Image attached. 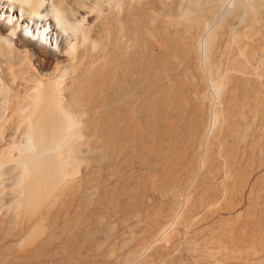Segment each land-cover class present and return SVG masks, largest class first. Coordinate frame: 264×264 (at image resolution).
<instances>
[{
	"label": "rangeland",
	"instance_id": "374dc122",
	"mask_svg": "<svg viewBox=\"0 0 264 264\" xmlns=\"http://www.w3.org/2000/svg\"><path fill=\"white\" fill-rule=\"evenodd\" d=\"M84 1L85 0H83V4L86 5V9L84 11L90 12L92 10L93 11L92 18L96 19L97 17L98 18L100 17L101 18L100 20H102L103 22L107 21L106 26L114 29L112 33L113 34L112 38H114L117 43L123 42L122 43L124 46L123 52H125L123 53V58L128 57L132 59L133 66L131 70H128L129 72L128 71L126 72L128 74L124 73L123 70L116 68L117 73H115V75L117 76L116 79L123 78L125 81L127 80L126 82H128V80H131L130 82L133 81V83L135 82V84H137V86L135 85L136 87L134 90L135 102L131 106L132 108L128 109V113L126 115H120L114 117L115 119H113V121L110 122L106 121L105 112L102 109H94L85 117L77 118L78 121L76 123L71 125L68 123L69 125L68 124L66 125V128L60 135V138L62 136L65 138L62 137L63 139L61 140H63V142L61 141L62 144L57 145V147L58 146L61 147V149L64 152L68 151L69 149L68 146L69 147L73 146V147L72 148L70 147L68 154L65 157H63L64 159H62V162H64V164L62 163L60 165L61 168L59 167L53 174L55 176V179H58L59 177V180H56V185H54V187L50 186L49 189L51 191H54V189L56 188L54 192H57L56 193L57 195L55 193L53 195L54 196L56 195L57 197L55 198L54 200L55 202H54L52 199L54 198V196L51 195L50 190L46 188L44 189L45 191L43 190L42 192L43 195L44 193L47 194V196L46 195L44 196L43 202L41 200L42 197L39 198V200H41V202L39 203L43 204V209L45 207L44 211L46 212L41 216L40 222L42 224L43 223L42 221L44 220V223L42 225L45 226L47 229L45 233L42 234V236L38 237L35 240L36 244L34 243V245L27 247L28 245L22 242L20 238L19 239L14 238L15 236L14 233L15 232H16L15 234L22 233L27 225V221H25L27 220V217L23 221H21L22 223H24L23 227L20 222V218L22 219L23 217H25L26 214H28V212L26 213V211L24 210L26 209V205H27L25 204L26 201H24L25 202L24 204L22 201L25 200L24 197L26 195L25 193L26 191L22 189L24 185L23 182L24 180L23 181L21 180L23 179L22 178L23 176H26V173L24 172L26 169L23 170L24 167H22L23 164H21L22 163L21 159L22 160L24 159L23 154H25V158L28 156V154L25 153L22 150V148H24V145L26 143V137L28 134L29 125L30 122L32 121L31 117L33 119L36 118V114H37L36 107H38L36 105L38 104H36L37 101L33 96L35 95V90H34L35 82L27 83V84L25 83L14 84L12 82V75L7 71H5L6 73L4 72V69L2 68V63L4 60L3 57L9 55V47L5 44V42L0 40V52H1L0 53V225H2L0 226V232H1L0 235L2 234L0 236V264H194V262L195 264H197L200 262L202 251L205 252L204 250H206V248L203 247L202 244L210 241L209 235L206 233L203 235L202 232L208 229L211 226L210 224L216 222L218 218H221L219 220L223 219L228 221L229 211H227V208L230 206L231 202L236 201L245 204V202L247 201L246 198H247L248 188L251 185L252 180L256 176V174H253L249 178V180L246 181L242 186V190H244L243 191L244 193L242 195L239 193V196L238 195L236 196L232 193H229L228 186L231 183H229V181L225 179V176H223V172L221 170L218 174L215 173V175H211L212 172L207 171L206 165H205L206 167L203 168V166L199 164V158H198L199 154H202L205 148L211 149V146L212 147L216 146L217 149L212 148L211 150L218 151L221 149L222 147L221 140H223V135L225 134L224 132L227 127L228 119H229L228 115L225 113L226 104L227 101L230 99V97L235 95V92L232 90V87L227 79L229 76L228 75L229 70L227 69V65H228L227 55L224 54L223 52L220 53L221 51L218 50L217 48L215 49V46L217 45V38L219 37L222 31L226 30L227 26L228 27L231 26L232 28L238 29L239 28L238 25L240 24L241 20H245V18L255 19L260 15L264 16V0L263 1L235 0L232 7L225 13L226 15L224 14L220 20H217V13L220 10V5H219L220 3L217 0H211V1L210 0H103V2L102 0L100 1L86 0L85 2ZM116 1L118 2V4ZM96 2H98V4L104 3L103 4L104 9L102 8L101 5L103 12L101 10L99 16L97 12H95V8H94ZM92 4L95 5L92 6ZM124 5L130 6L128 8L130 10H133L138 7L147 10V14H146L147 16L137 20V22L135 23V27L138 29V33L134 37V42H137V45L136 43L135 44L133 43V46H135V48L130 44L129 46L127 45L125 47L126 45L125 38L123 37V33H121L122 25L120 24V22L123 20L124 22L123 25L127 26L129 20V16L126 14L128 10L127 11L125 10V8L123 7ZM255 9L258 11L256 12ZM247 10L250 12V14ZM251 12L252 13L254 12V14H252ZM1 17H0V28H3V24H2L3 20H1ZM194 29H196L198 32V36L196 38L193 37ZM42 35L43 36L48 35L49 38V30L48 29L43 30ZM141 35L144 36L140 37ZM107 39H105L107 47H105L104 50L102 51L101 58L98 60V62L94 64L92 68L93 75H91L92 74L91 72L90 79H88L89 81H91V79L94 80L96 78L95 77L96 74L97 77L101 76V78L98 80H102L103 78L106 77L105 75L107 74V72L111 71L112 69L114 70L115 68L118 52L116 48L109 45L110 39L109 38ZM156 39H158V41ZM146 40L148 41V43ZM149 40L151 41V43ZM69 42L71 43L66 44V51L68 52L67 59L72 57V55L74 54L71 53L72 48L76 47V46L72 47V45H74L73 38L72 40L70 38V41L67 40V43ZM138 43H139V47H138ZM146 44H148L147 46L149 45L152 46L147 47L145 46ZM57 45L58 44H54V41L52 42L53 48L57 47ZM154 46H156L155 47L156 49L154 48ZM149 48L150 50H147ZM143 49L146 50L147 53ZM184 49L187 50L185 51ZM166 50L169 51V54H167L168 51ZM191 50L193 52L195 51V54ZM137 51H139V54ZM187 52L188 55L186 56ZM190 53H192L193 55H191ZM158 55H159L158 59L160 60L162 59L164 63L160 64V66L158 65V68L160 67L159 69L155 67L154 69L148 72V70L144 67V65H146L151 58H155V57L157 58ZM190 55L193 59V62H191L192 59H189L191 58ZM206 56L209 57V61L211 62L206 61ZM132 57L134 58V60ZM138 57L140 60L138 59ZM170 57L172 58V60H170ZM204 57L205 60L203 59ZM221 57L222 58L224 57L223 60H221ZM182 59L183 60L187 59L185 64L186 66L184 65L185 67L181 66L183 63H185V60L183 61ZM220 61L222 62L219 65ZM135 62L137 63L134 64ZM191 63L193 64V66H189L191 65ZM28 65L29 63H26V67ZM216 65L220 67L218 66L216 67ZM221 65L223 66L222 68ZM205 66L208 67L205 68ZM28 67L24 75L30 77H36V73L34 72V70L31 68L28 69ZM141 68L142 70H140ZM202 68L203 70L204 68L206 70L203 71ZM167 69L169 70L166 71ZM159 70H161L163 73ZM207 70L209 71V73L212 71L211 74L215 73L214 76L211 74L209 75L210 77L206 75V73L208 74V72H206ZM219 70L220 72L218 73ZM191 71H194V73ZM151 72L153 75H151ZM141 73H143V75ZM119 75L121 77H119ZM221 75H223V77ZM132 76L134 77V80H132L133 79ZM206 76L210 80L211 84L209 83V80L206 79ZM215 78H217V80ZM138 79H140V82L138 81ZM143 79H145L144 80L145 82L143 81ZM176 79H180V81L183 82L188 89H191L194 84L199 83L200 81H203L204 84L205 82L204 79L207 80L206 84H204V87L205 86L208 88L216 87L214 90L211 88V90L207 91V98L208 96H210V98L217 97V100L216 99L215 100L217 102L216 104L218 105V107L215 108V111L217 113L216 117L217 116L218 117L215 123L216 128L213 131L214 134H212V139H210L211 142L210 145L211 144L212 145L209 147H203L204 146L203 144H200V146L198 144L196 146L194 143L186 150L187 158L189 157L188 155L193 156L192 154H194L195 158L198 156L197 157L198 159L197 158L194 159L196 160L195 163L196 167H193L194 163L193 161H191V159L190 161L187 159V161H185L184 168L178 170V172H180L181 175L179 174L180 176L175 181H172V183L167 184L165 186L166 187L165 192L162 193L160 190H158L159 188L152 186L153 185L152 182L155 179H157L160 174H165L166 172L172 169V166L174 165V161L172 159V155H173L172 152L173 151L175 152V150L177 149L176 148L177 143L174 140L172 143V140H170V138H168L166 134H163L164 136L162 135L161 138V136L158 135V133L155 132L154 134V132L151 131V126H153L154 124L153 121L156 122L157 118L153 119L155 117L152 115V109H150L148 105L149 102L156 103L159 102L160 99L161 100L163 99L164 95L159 90L162 83H164V85H168V83H170L171 85V82L175 81ZM147 80L150 82H148ZM167 80H169V82ZM213 81L216 82L218 81V83ZM208 83L210 84V86ZM139 85H142V87ZM149 85L152 86L151 89L149 88ZM137 87L140 89H138ZM144 87H146L145 88L146 90L143 89ZM152 88L154 90L153 92H152ZM112 91H114V88L112 86L104 89L102 95L99 96L98 99L102 101V99L105 98L106 96L111 97L110 95L113 94ZM260 91H262L261 88ZM217 92H219V95ZM154 94H158V95H154ZM214 94H216V96H214ZM157 96H162V97L158 98ZM219 97L220 99H218ZM121 98L117 102L109 105L111 110L116 109L118 106H125V105L127 106L128 97L123 96ZM98 99L97 102L100 103ZM140 99H143V102L142 100L139 101ZM120 100L123 102L122 104L120 103L121 102ZM137 103L139 105H137ZM245 104L247 106L246 111L248 112V114L251 113L248 117V121L249 123H252L253 120L252 117H250L252 116V112H251L252 107L250 108V105L252 106V104L249 103H245ZM221 109L224 110V113L221 112ZM142 110H144L145 112L143 111L142 113L141 112ZM138 111L140 112V114L138 113ZM171 112L174 113L172 110H170V112H168V114H166L163 117V120L166 119V121L164 120V122L166 123L169 122V118L174 115L171 114ZM105 123H108L111 126L107 127ZM134 123L140 124L142 130H144V134H143L144 137H142L141 141H139L138 139H135L136 141L134 140L121 141L120 143L117 144L118 146L115 145L114 147L106 143L102 139L101 136L102 132H108V133L117 132V131L124 132L128 127H131V125ZM78 125L80 126L76 128ZM71 127L73 128L71 129ZM67 128L71 130L67 131L68 130ZM136 132L137 130L135 131V134L138 133ZM82 134L83 136L85 134L86 135L83 137ZM150 135H152V137ZM155 135L157 136V138H155ZM94 137L96 138L94 139ZM71 138L73 141L71 140ZM100 141L101 144H99ZM20 144H22L23 146H20ZM201 148L203 150H201ZM59 150L56 151V155L59 154L58 153L60 152ZM111 150L112 152H110ZM67 156L69 158L68 160H67ZM217 156H218L217 160L220 158L222 159V160L220 159V161L216 160L218 162L217 163L218 168L224 169L225 160L224 158H222L223 156L221 155L220 151ZM11 157L13 158L12 159L13 161H11ZM127 157L128 158L130 157V159H128ZM134 157L135 158L137 157V159H135ZM144 159L147 161H145ZM218 164L223 166L221 167ZM199 167L201 170H199ZM184 171L185 173L187 171L186 173L187 175H184ZM206 172H208L207 175H210L209 184L212 183L211 185L215 187L214 190L217 189V191L215 190V194H216V197L214 196L215 200L211 203L205 200L207 199L206 198L207 196H209L210 194L213 195V193L210 190L208 192L207 191L208 188L205 186L206 183L203 184L199 180V178L201 177L200 175H202V173L205 174ZM18 177H20L19 180ZM193 177L196 178L193 179ZM26 178L27 176L25 177V182H26ZM60 179L62 180L60 181ZM67 180L70 182L72 181L73 183H70ZM60 182L62 184H59ZM20 183L22 184V186L19 185ZM68 183H70V185H68ZM63 185L65 186V188ZM75 186H77L78 188ZM19 187L20 189H18ZM200 187L203 188L200 189ZM65 189H67L68 191H66ZM69 191L71 192V194ZM78 192L79 194H77ZM202 194H205V198L202 197ZM18 195L20 198L21 196H23V199L20 200V202H18V199H20ZM71 195H75L76 197L75 196L73 197ZM48 197H50V199ZM66 198H69V201L68 199L65 200ZM202 200L204 201L201 203ZM48 201H50V203ZM171 201H173L175 205L174 212L178 216V218L176 219L177 222L175 221L173 224H170L171 226H169L168 231L164 234V237L162 239L158 240L157 242L155 241L150 243L148 245L149 249L145 248L143 250V248L140 247L141 249L139 250V247L136 246V243L140 233L139 231L141 230V228L144 227V223L142 220H140L141 218L138 216L137 210L140 207L153 206L155 203L166 204ZM46 203H48V206ZM52 203L57 205L54 207ZM67 203H68V207H67ZM49 204L51 205L49 206ZM62 208L64 211L61 210ZM52 209L53 210L55 209L54 211L56 212L57 210L61 211V212L58 211V213H60L61 216L58 214L59 216L56 218L55 222L50 220L47 213L50 212V210L54 212ZM22 212L23 215L18 216L19 214L21 215ZM24 213L26 214L24 215ZM27 216H29V214ZM10 227H12V229H10ZM216 230L218 232L220 231L218 230V228H216ZM7 232H8V237H7ZM46 232L48 233L46 234ZM3 236L8 241L6 240L4 241ZM214 236L215 234L212 235V237ZM21 242L23 243L22 245H20ZM11 244H12V249L9 246ZM14 246L16 247V249ZM17 248H19L20 250ZM136 248L137 251L135 252ZM27 249L29 250L28 253L23 255L21 252L22 251L24 252ZM249 255L250 256H248L247 264L250 261H251L250 264H264V252L261 253L251 252L249 253Z\"/></svg>",
	"mask_w": 264,
	"mask_h": 264
},
{
	"label": "bare ground",
	"instance_id": "6f19581e",
	"mask_svg": "<svg viewBox=\"0 0 264 264\" xmlns=\"http://www.w3.org/2000/svg\"><path fill=\"white\" fill-rule=\"evenodd\" d=\"M96 1H98V0H96ZM217 1H219V3H220L219 4L220 10L217 13V20H220L223 17V15L232 7L235 0H217ZM102 2H103V0H102ZM95 4H92V6L95 5L94 6L95 12H97V14L99 16V13L101 12V10L103 12V9H104L103 4L104 3L103 4L99 3L100 4L99 5L98 2H96ZM117 4H118V2H117ZM101 5H102L103 9L101 8ZM123 7L125 8L126 11L128 10L126 12V14L129 16L127 26H124L123 20L121 21V19H120V21H121L120 24L122 25L121 26V33H123V37L125 38V43H126L125 47L127 45L129 46V44L131 46H133V43L134 44L136 43V45H137V42H134V37L138 33V29L135 27V23L137 22V20L147 16L146 15L147 10H144L140 7L135 8L133 10H130V9H128L130 6H127V5H124ZM85 9H86V5L83 4V0L82 1L81 0H0V17L2 16L1 20H3V23H2L3 28H0V40L5 42V44L9 47V55L7 53L8 56L3 57L4 58L3 63L1 62L2 68L4 69V72L7 71L12 75V82L14 84L15 83L27 84V83L35 82V84H34L35 86L33 85L35 87L34 88L35 95H33V96L37 101L36 104H38V105H36V106H38V107H36L37 108L36 118L33 119L31 117L32 121L30 122L29 130L27 128L28 134L26 137V143L24 145V148H22V150L28 154V156L26 158H25V154H23L24 159L23 160L21 159V161H22L21 164H23L22 167H24V169L23 168L22 169L23 170L26 169L24 172L26 173V176H27L26 182H25L26 176H23L22 180L20 179L21 181L24 180L23 181L24 185H23L22 189L25 190L26 192L25 191H22V192L26 193V195L24 197L25 200H22L23 196H21V198H20L18 195V197L20 198V199H18V202H20V200H22L23 204H24L25 203L24 201H26L25 204H27V205H26V209H24V210L26 211V213L28 212L29 216H27L28 214L24 213V215L26 214L25 217H23L22 219L20 218V222H21L27 217V220H25V221H27V225H26V228L23 230V232L20 234H15L16 230L14 231L15 232L14 238H16V239L20 238L22 242H24V243H26V245H28L27 247L34 245L35 240L38 237L42 236V234L45 233V231L47 229L45 226L42 225L44 223V220L42 221L43 222L42 224L40 222L41 216L43 214H45L46 212L44 211L45 207L43 209V204L39 203V202H41V200L43 202L44 196L45 195L47 196V194H45V193H44V195L42 194L43 190L46 188L49 189L50 186L54 187V185H56V180H59V177H58V179H55V176L53 174L59 167L61 168L60 165L62 163L64 164V162H62V159H64L63 157H65L68 154L70 147L71 148L73 147V146L69 147L67 145L69 149H68V151L65 150L66 152H64L61 149V147H59V146L57 147V145L62 144L61 141L63 142V140H61V139L65 138L63 136H62L63 138L62 137L60 138V135L64 131V129L66 128V125L68 123L70 125L76 123L78 121L77 118L85 117L87 114H89L94 109H102L105 112L106 121L110 122V121H113V119H115L114 117H117L120 115H126L128 113V109L132 108L131 106L135 102L134 90H135V87L137 86V84H135V82L133 83V81L130 82L131 80H128V82H126L127 80L125 81L123 78L122 79H116L117 76L115 75V73H117L116 68L123 70L124 73H126L128 70H131L132 66H133L131 58H128V57L123 58V53H125V52H123V47H124L122 44L123 42L117 43L116 40L114 38H112V35H113L112 33H113L114 29L106 26L107 21L103 22L102 20H100L101 19L100 17L99 18L97 17L96 19L92 18L93 17V11L91 10L90 12H85L84 11ZM257 9H259V8H257ZM257 11L258 10H256V12ZM109 13H111V12H109ZM109 13H108V15H109ZM249 14H250V12H249ZM252 14H254V12ZM105 16H106V14H105ZM238 27L239 28L237 29V28H232L231 26L230 27L227 26L226 30L222 31L221 34L219 35V37L217 38V45L215 46V49L217 48L218 50L221 51L220 53L223 52L224 54L227 55V59H228L227 69L229 70V74H228L229 76H228V78L227 77L226 78L228 79V82L230 83L232 90L235 92V95L233 94L234 96H231L230 99L227 101V104H226L225 113L228 115L229 119H228L227 127H226L225 132H224L225 134L223 135V140H221L222 141V147L220 146L221 149L219 147L220 150L213 151L211 149L212 148L217 149V147L216 146L212 147L211 146L212 144L210 145V143H211L210 139H212V134H214L213 131L216 128L215 123H216V119L218 116L216 117L217 113L215 111V108L218 107V105L216 104L217 103L216 102L217 97L216 98L215 97L210 98V96H208V98H207V91L211 90V88H212V87L208 88L206 86L204 87V84H206L207 80H209L207 76H206L207 80L204 79V81H205L204 84H203V81H200L199 83L194 84L191 89H188L186 87V85L180 81V79H176L175 81L171 82V85H170V83H168V85H164V83H162V85H164V86L161 85L160 88L159 87L158 88L164 95L163 99L162 100L160 99V101L156 102V103L155 102L154 103L149 102V105H148V107H150V109H152V115L155 117V118H153V117L152 118L153 119L157 118L156 122L151 120L154 123L153 126H151V131L154 132V134H155V132L158 133V135H160L161 138H162L163 134H166L168 136V138H170V140H172V143H173V140L177 143V147H176L177 149L175 150V152L173 151L174 153L172 152V154H173L172 159L174 161V165L172 166V169L170 171L166 172L165 174H160L159 177L152 182V184H153L152 186L159 188L158 190H160L162 193L165 192V188H166L165 186L167 184L172 183V181H175L181 175L180 172H178V170L184 168L185 161H187V159L189 161L191 159V161H193V163H194L193 167H196L195 166L196 160H194V159H196L198 156L195 158L194 154H192L193 156L188 155L189 157L187 158V155H186V150L194 143L196 146L198 144H199V146H200V144H203L204 145L203 147L211 146V149L205 148V150H203L201 148V150H203V152H202V154H199V157H198L199 158V164H201L203 166V168L207 166V171L212 172L211 175H215V173L218 174L221 170L223 172V176H225V179L228 180L229 183H231L228 186L229 193H232L236 196L237 195L239 196V193L242 195L244 193L243 192L244 190H242L243 184L246 181H248L249 178L253 174H256V176L254 177V179L251 182V185L248 188L247 198H246L247 201L245 202V204L244 203L242 204L241 202H236V201L231 202L230 206L227 208V211H229L228 221L223 220V219L219 220L221 218H218V220L216 222H213L212 224H210L211 226L202 232L203 235L205 233L209 235L210 241L202 244L203 247L206 248V250H204L205 252L202 251V256H201L200 262H199L200 264H247L248 256H250L249 253H251V252H256V253L264 252V16L260 15L259 17L255 18V19L254 18L253 19L252 18H250V19L245 18V20L240 21V24L238 25ZM151 28H153V27H151ZM46 29L49 30V38H48V35H45V36H43L44 34L42 35V31L46 30ZM76 29H77V32H76ZM155 30H153V31H155ZM77 33H79V34H77ZM156 35H158V34H156ZM143 36L141 35L140 37H143ZM197 36H198V32L196 29H194L193 37L196 38ZM70 38H71V40L73 38L74 45H72L73 44L72 43L71 44L72 47L76 46L77 48L76 47L72 48L71 53L72 54L74 53V54L72 55L71 58L67 59V57H68L67 53L68 52L66 51V44L71 43V42L67 43V40L70 41ZM107 38L110 39L109 45L116 48L117 52H118L116 63H115L116 64L115 68H114V70L112 69L111 71L107 72V74L105 75L106 77L103 78L102 80H98L101 78V76L97 77V74H96V76H95L96 78L94 80L91 79V81H89L88 79H90V76L93 75L92 68H93L94 64L98 62V60L101 58L102 51L104 50L105 47H107V44L105 42V39H107ZM203 38H201V39H203ZM156 40L158 41V39H156ZM53 41H54V44H58L57 47H55V48H53V46H52ZM147 43H148V41H147ZM150 43H151V41H150ZM157 43H160V42H157ZM202 44H201V46H202ZM147 45L148 44H146L145 46H147ZM149 46H152V45H149ZM149 46H147V47H149ZM133 47L135 48V46H133ZM138 47H139V43H138ZM142 47H144V46H142ZM155 47L156 46H154V48ZM75 48H76V50H75ZM158 48H159V46H158ZM184 48H186V47H184ZM147 50H150V48ZM144 51L146 52V50H144ZM166 51H168V50H166ZM137 52L139 54V51H137ZM104 53H106V52H104ZM193 53L195 54V51ZM141 54H143V53H141ZM167 54H169V51ZM190 54L193 55L192 53H190ZM187 55H188V52H187L186 56ZM191 55H190V57H191ZM127 56H128V54H127ZM150 56H152V55H150ZM139 57H138V59H139ZM158 57H159V55L157 56V58L156 57L151 58L149 62L146 61L147 64L144 65V67L148 70V72L150 70L154 69L155 67L158 68V65L160 66V64L164 63V61H162V59L161 60L158 59ZM199 57H201V56H199ZM223 58L221 57V60H223ZM189 59H192V57ZM203 59L205 60V57ZM133 60H134V58H133ZM168 60H167V62H168ZM170 60H172L171 57H170ZM175 60H176V58H175ZM186 60H185V63H183V64L181 63L182 65L181 64L180 65L184 66L186 64ZM210 60H212V59H210ZM141 61H143V60H141ZM195 61H196V59H195ZM206 61L211 62V61H209V57H207V56H206ZM191 62H193V59ZM213 62H214V60H213ZM221 62L222 61H220V63L218 62L219 65L221 64ZM26 63H29L28 66H30V67H28V66L27 67H28V69L31 68L34 70V72L36 73V77H30V76L24 75L27 71ZM136 63L137 62H135L134 64H136ZM142 65H143V63H142ZM170 65H172V64H170ZM211 65H209V66H211ZM189 66H193V64L191 63V65H189ZM217 66L218 65H216V67ZM187 67H188V65H187ZM207 67L205 66V68H207ZM218 67H220V66H218ZM222 67L223 66L221 65V68ZM205 68H204V70L202 68V70L205 71L206 70ZM140 70H142V68ZM168 70L169 69H167L166 71H168ZM217 70H218V68H217ZM159 71H161V70H159ZM91 72H92V74L90 75ZM191 72L194 73V71H191ZM206 72H208V74L206 73V75L209 76L212 71L209 73V71L207 70ZM219 72H220V70L218 71V73ZM126 74H128V73H126ZM134 74H136V73H134ZM141 74L143 75V73H141ZM167 74H168V72H167ZM203 74H205V73H203ZM214 74H211V75L214 76ZM151 75H153L152 72H151ZM151 75H149V76H151ZM221 76L223 77V75H221ZM224 76H225V74H224ZM119 77H121V76L119 75ZM161 77H162V75H161ZM124 78H125V76H124ZM152 78H153V76H152ZM169 78H171V77H169ZM136 79H135V81H136ZM140 79H138L139 82H140ZM155 79H154V81H155ZM213 79H214V77H213ZM215 79L217 80V78H215ZM132 80H134V77ZM144 80L145 79H143V81ZM167 81L169 82V80H167ZM167 81H165V82H167ZM148 82H150V81H148ZM213 82H216V81H213ZM209 83L211 84L210 80H209ZM216 83H218V81ZM210 84H209V86H210ZM150 85H149V88L151 89L152 86H150ZM110 86H112L114 88V91H112L113 94L110 95L111 97L106 96L105 98L102 99V101H100L98 99V97L102 95L104 89H106ZM139 86L142 87V85H139ZM188 86H190V85H188ZM146 87H144L143 89H145ZM155 88H157V87H155ZM215 88L213 87L212 89L214 90ZM260 88L262 89V91H260ZM138 89H140V88H138ZM153 91L154 90L152 88V92ZM233 91H232V93H233ZM217 93L219 95V92H217ZM216 94H214V96H216ZM154 95H158V94H154ZM154 95H152V96H154ZM123 96L128 97L127 106L126 105L125 106H118L116 109L111 110L109 105L117 102ZM157 97L160 98L162 96H157ZM158 98H157V100H158ZM221 98H223V97H221ZM97 99L100 101V103L97 102ZM218 99H220V97ZM141 100L143 102V99H140L139 101H141ZM120 103L122 104L123 102L121 101ZM124 103H126V102H124ZM245 103L252 104V106L250 105V108L252 107L251 108L252 116H250V117H252V120H253L252 123H249V121H248V117L251 113L248 114V112L246 111L247 106ZM220 104H222V103H220ZM137 105H139V104L137 103ZM170 110H172L174 112V113L171 112V114H174V115L171 116L170 117L171 119L169 118V122L166 123V122H164V120L166 121V119L163 120V117L166 114H168V112H170ZM143 111L144 110H142L141 112L143 113ZM29 112H30V110H29ZM221 112L224 113V110L221 109ZM138 113L140 114L139 111H138ZM132 114H134V113H132ZM90 116H91V114H90ZM134 116H133V118H134ZM145 116H147V115H145ZM145 116H142V117H145ZM88 118H90V117H88ZM128 119H129V117H128ZM26 120H27V118H26ZM85 120H86V118H85ZM130 120H132V119H130ZM146 120H147V118H146ZM141 121H143V120H141ZM119 122H120V120H119ZM86 124H87V122H86ZM80 125H78L76 128H78ZM105 125L107 127L111 126L108 123H105ZM69 128H67L68 129L67 131H70L73 127H71L70 130H69ZM120 128H123V127H120ZM106 130H109V129H106ZM136 130L138 132V133L136 132L137 134H135ZM246 130H247V132H246ZM99 133H101V132H99ZM143 134H144V130H142L141 125L138 123H134L131 125V127H128L124 132H119V131L111 132V133L102 132L101 136H102V139L106 143L115 147V145L118 146L117 144L120 143L121 141H126V140L127 141H130V140L136 141L135 139H138L139 141H141L142 137H144ZM148 134H150V133H148ZM201 135L204 137H202ZM74 136H77V135H74ZM82 136H83V134H82ZM96 136H97V134H96ZM150 136L152 137V135H150ZM98 137H100V136H98ZM215 137H216V135H215ZM95 138L96 137H94V139ZM155 138H157L156 135H155ZM71 140H72V138H71ZM98 140H100V139H98ZM99 144H101V141L99 142ZM147 144H149V143H147ZM205 145H208V146H205ZM20 146H23V145L20 144ZM108 147H109V145H108ZM59 149H61V150H59ZM58 150L60 152H58L59 154L56 155V151H58ZM219 151H220L221 155L223 156L222 158H224V160H225V168L224 169H219L217 166V163H218L217 161H220V159H221L220 158L217 160V158H218L217 155L219 154ZM110 152H112V150ZM124 152H125V150H124ZM119 154H120V152H119ZM12 159L13 158L11 157V161H13ZM19 159H20V157H19ZM68 159L69 158L67 156V160ZM128 159H130V157ZM135 159H137V157ZM165 160H164V162H165ZM145 161H147V160H145ZM221 162H220V164H221ZM219 166H221V165H219ZM199 170H201L200 167H199ZM199 170H198V172H199ZM181 171H183V170H181ZM198 172H197V174H198ZM208 172H206L205 174L202 173V175H200L201 177L199 176L200 177L199 180L203 184L206 183L205 186L208 188L207 189L208 192L210 190L213 193V195L210 194L209 196H207L206 197L207 199L205 200V201H209L211 203L215 200V197H216L215 190L217 191V189L214 190L215 187L213 185H211L212 183L209 184V176L210 175H207ZM186 173H187V171H186ZM186 173L184 171V175H187ZM73 174H75V173H73ZM66 175H67V173H66ZM62 177H65V176H62ZM191 177H192V175H191ZM19 178L20 177H18V180H19ZM67 178H69V177H67ZM181 178H182V176H181ZM195 178L193 177V179H195ZM62 179H60V181ZM188 180H189V178H188ZM68 182H70V181H68ZM211 182H213V181H211ZM70 183H73V182L71 181ZM70 183H68V185H70ZM59 184H62V183L60 182ZM215 184H217V183H215ZM19 185L22 186L21 183ZM75 187H77V186H75ZM186 187H188V186H186ZM64 188H65V186H64ZM202 188L200 187V189H202ZM18 189H20V187ZM55 189H54V191H55ZM52 190H53V188H52ZM57 190H59V189H57ZM65 190L68 191L67 189H65ZM54 191L50 190L51 195H53L54 193L55 194L57 193ZM70 194H71V192H70ZM74 194H75V192H74ZM77 194H79V192ZM56 195L55 196L53 195L54 196V198H52L53 201L57 197ZM71 196L74 197L75 195H71ZM202 197L205 198V194H202ZM39 198H41V200H39ZM48 198L50 199V197H48ZM67 199L69 201V198H66L65 200H67ZM46 201H47V199H46ZM50 201H48V202L50 203ZM203 201L204 200H202L201 203ZM46 204L48 206V203H46ZM50 205L51 204H49V206ZM52 205H54V207H55L57 204L52 203ZM64 206H66V205H64ZM67 207H68V203H67ZM19 208H20V206H19ZM57 208H60V207H57ZM61 210H63V208ZM16 211H18V210H16ZM58 211L61 212L60 210H57V212L56 211L52 212L51 210H50V212H47L51 221L55 222L56 218L60 215V213H58ZM63 211H62V213H63ZM174 211H175V205H174L173 201L168 202L166 204L155 203L153 206H144V207H140L137 210V214L141 218L140 220H142L144 223V227L141 228V230L139 231L140 233H139L138 240L136 243V246L139 247V250L141 248H143V250L145 248H148V245L150 243L155 242V241L157 242L158 240H160L164 237V234L168 231L169 226H171L170 224H173L176 221V219L178 218V216L176 215V213ZM22 215H23V212L21 213V215L19 214L18 216H22ZM16 217H17V215H16ZM12 222H13V220H12ZM11 224H13V223H11ZM21 224L23 227L24 223L21 222ZM0 226H2V225H0ZM20 227H21V225H20ZM205 228H203V229H205ZM216 228H218V230H220V231L218 232L216 230ZM10 229H12V227H10ZM47 233L48 232H46V234ZM213 234H215L214 237H212ZM4 236H3L4 241L5 240L8 241L7 239H5ZM7 237H8V232H7ZM22 242L20 245L23 244ZM9 246L12 249V244ZM15 249H16V247H15ZM17 249H19V248H17ZM20 249H21V247H20ZM28 251L29 250L27 249L26 251H24V252L22 251L21 253L23 255H25L26 253H28ZM136 251H137V248L135 249V252ZM250 259H251V257H250ZM250 262L248 264H250ZM199 263H197V264H199ZM194 264H195V262H194Z\"/></svg>",
	"mask_w": 264,
	"mask_h": 264
}]
</instances>
